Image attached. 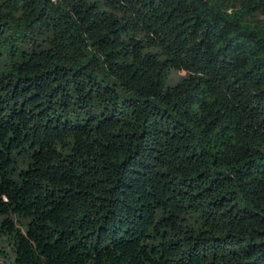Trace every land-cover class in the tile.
I'll return each instance as SVG.
<instances>
[{
  "label": "trees",
  "instance_id": "obj_1",
  "mask_svg": "<svg viewBox=\"0 0 264 264\" xmlns=\"http://www.w3.org/2000/svg\"><path fill=\"white\" fill-rule=\"evenodd\" d=\"M0 234L10 264H264V0H0Z\"/></svg>",
  "mask_w": 264,
  "mask_h": 264
},
{
  "label": "rangeland",
  "instance_id": "obj_2",
  "mask_svg": "<svg viewBox=\"0 0 264 264\" xmlns=\"http://www.w3.org/2000/svg\"><path fill=\"white\" fill-rule=\"evenodd\" d=\"M186 74L185 70H175L171 73V81L173 83L177 82L179 79H181ZM3 236L0 234V248L5 249L6 254L11 255L12 250L11 246L7 241H3ZM0 264H10V262L5 260V257H0Z\"/></svg>",
  "mask_w": 264,
  "mask_h": 264
}]
</instances>
